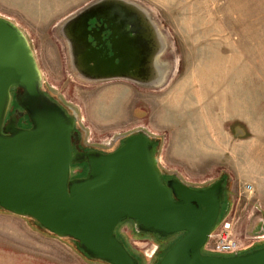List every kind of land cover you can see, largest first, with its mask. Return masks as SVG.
<instances>
[{"label":"rangeland","instance_id":"374dc122","mask_svg":"<svg viewBox=\"0 0 264 264\" xmlns=\"http://www.w3.org/2000/svg\"><path fill=\"white\" fill-rule=\"evenodd\" d=\"M87 1L67 3L73 10ZM130 1L162 34L167 80L151 88L78 81L53 27L23 31L32 39L45 91L77 114L76 130L88 149L100 151L142 130L155 138V157L166 178L195 188L224 178V203L213 229L235 215L253 247L264 244V232L257 229L264 220V0ZM83 170L84 165L74 167L72 176ZM116 235L141 264H157L178 238L139 234L130 221L119 224ZM0 264L103 262L36 222L0 210Z\"/></svg>","mask_w":264,"mask_h":264},{"label":"water","instance_id":"95a60500","mask_svg":"<svg viewBox=\"0 0 264 264\" xmlns=\"http://www.w3.org/2000/svg\"><path fill=\"white\" fill-rule=\"evenodd\" d=\"M120 1L148 15L137 3ZM81 41L87 45L86 36ZM75 60L83 68L94 63L87 54ZM43 84L27 35L0 17L1 211L36 222L105 264H140L116 235L124 221L134 223L139 234L180 235L158 264H264V247L229 257L202 254L221 215L223 180L203 189L178 178L163 181L156 140L142 130L126 136L111 153L79 151L73 146L77 114H67L45 94ZM13 91L22 111L7 119ZM25 114L29 129L17 127V118ZM80 165L86 166V175L73 177V168Z\"/></svg>","mask_w":264,"mask_h":264},{"label":"flooded vegetation","instance_id":"af4514ba","mask_svg":"<svg viewBox=\"0 0 264 264\" xmlns=\"http://www.w3.org/2000/svg\"><path fill=\"white\" fill-rule=\"evenodd\" d=\"M53 29V32L64 43L69 73L78 81L95 82L106 78H118L113 82L148 88L149 86L154 87L166 79L169 68L162 34L148 15L128 2L89 0L71 10ZM83 36H86L87 45L81 41ZM27 38L32 48V39L30 40L29 36ZM80 54L89 55L94 63L90 64L88 68H83L75 60V57ZM44 92L57 102L45 89ZM12 97L7 119L13 116L16 111H22L14 101L15 91L12 92ZM61 107L67 114H73L63 106ZM17 119V127L23 129L31 127L26 114ZM75 137L76 141L73 146L77 147L79 151L92 150L84 146L83 138L77 130ZM122 141L123 139L120 142L106 145L101 148L100 152L111 153L122 145ZM83 172L84 174H81L80 178L87 173L85 165ZM169 179L173 178H166L163 175V181ZM219 180L224 181L223 185L226 188L225 179L220 178L217 181ZM209 186L193 188L203 189ZM259 222L257 229L264 232V220L261 217ZM150 236L161 240L155 235ZM259 247H264V244L251 249Z\"/></svg>","mask_w":264,"mask_h":264},{"label":"crops","instance_id":"0c3cea01","mask_svg":"<svg viewBox=\"0 0 264 264\" xmlns=\"http://www.w3.org/2000/svg\"><path fill=\"white\" fill-rule=\"evenodd\" d=\"M67 0H0V17L24 32L44 33L71 11Z\"/></svg>","mask_w":264,"mask_h":264},{"label":"built area","instance_id":"2783aa9c","mask_svg":"<svg viewBox=\"0 0 264 264\" xmlns=\"http://www.w3.org/2000/svg\"><path fill=\"white\" fill-rule=\"evenodd\" d=\"M251 190V186L245 187L246 192L250 193ZM244 231L239 219L235 215H229L210 233L202 250L216 256L243 254L254 246L252 238L244 235Z\"/></svg>","mask_w":264,"mask_h":264},{"label":"trees","instance_id":"16d2710c","mask_svg":"<svg viewBox=\"0 0 264 264\" xmlns=\"http://www.w3.org/2000/svg\"><path fill=\"white\" fill-rule=\"evenodd\" d=\"M117 237H118V236H117ZM177 237H180V235H177ZM118 238H119V237H118ZM159 239H160V238H159ZM177 239H178V238H177ZM177 239H176V240H177ZM119 240H121V239L119 238ZM176 240H175V241H176ZM121 241H122V240H121ZM175 241H174V242H175ZM122 242H123V241H122ZM174 242H173V243H174ZM173 243H172V244H173ZM172 244H171V245H172ZM171 245H170V246H171ZM170 246H169V247H170ZM169 247H168V248H169ZM168 248H167V249H168ZM167 249H166V250H167ZM166 250L163 252V254L166 252ZM128 251H129V250H128ZM163 254L161 255V257L163 256ZM132 255H133V254H132ZM133 256H134V255H133ZM134 257H135V256H134ZM161 257H160V259H161ZM136 258H137V257H136ZM137 259H138V258H137ZM160 259H159V260H160ZM138 260H139V259H138ZM159 260H158V262H159ZM158 262H157V264H158ZM139 263L141 264V260H139Z\"/></svg>","mask_w":264,"mask_h":264}]
</instances>
